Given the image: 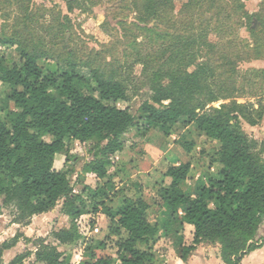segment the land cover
Returning a JSON list of instances; mask_svg holds the SVG:
<instances>
[{
    "label": "trees",
    "instance_id": "16d2710c",
    "mask_svg": "<svg viewBox=\"0 0 264 264\" xmlns=\"http://www.w3.org/2000/svg\"><path fill=\"white\" fill-rule=\"evenodd\" d=\"M3 47L19 48L18 61L0 55V84L7 87L0 88V197L3 206L16 209L14 223L28 226L33 217L52 212L64 200L61 212L70 226L55 231L53 237L68 246L83 237L82 217L105 215L107 239L89 241L80 264H154L153 246L169 235L181 263L203 242L220 244L225 264H241L264 246L256 243L264 224V158L255 152L256 139L225 114L208 108L219 100L209 86L212 69L180 70L170 75L167 85L155 74L151 101L136 113L119 107L120 102L130 101L126 87L99 70L82 74L70 60L57 61L55 71L45 70L41 64L45 55L18 39L2 35ZM177 126L192 127L198 137L219 142L212 165L221 168L216 176L211 168L207 170L204 184L190 193L183 186L191 181V160L169 165L165 177L170 186L157 185L156 197L167 214L162 225L151 220V205L142 197L141 184L135 183L131 193L121 192L116 207L110 205L118 194L112 181L96 189L86 185L87 174L109 178L130 132L155 131L169 137ZM72 142H79L91 155L81 172L77 171L80 158L70 149ZM177 144L190 157L197 141L188 130ZM57 154L66 157L62 170L54 167ZM186 225L194 228L191 245L185 243ZM22 236L18 233L0 245V263L3 253ZM109 241L114 242L115 255L99 256ZM30 254L17 255L9 264H24ZM35 257L39 264L72 262L71 255L43 240Z\"/></svg>",
    "mask_w": 264,
    "mask_h": 264
},
{
    "label": "rangeland",
    "instance_id": "374dc122",
    "mask_svg": "<svg viewBox=\"0 0 264 264\" xmlns=\"http://www.w3.org/2000/svg\"><path fill=\"white\" fill-rule=\"evenodd\" d=\"M0 35L44 54L41 64L45 70L55 71L57 61L70 60L82 74L96 69L118 80L130 100L120 102L119 107H130L136 113L151 101L155 74L167 85L170 75L180 70L194 73L210 68L209 86L219 100L208 108L225 114L256 139L255 152L264 158V0H0ZM0 50L11 60H19V48ZM0 88L5 89L1 84ZM188 130L197 141L190 157L177 144ZM126 139L124 151L117 153L110 169L120 189L114 202L121 192L131 193L135 183L141 184L154 223L162 225L166 218L156 197L155 177L166 185L163 175L169 165L191 160L193 171L186 187L190 193L204 184L207 170H219L218 165H212L219 143L198 137L192 127L177 126L169 137L155 131H132ZM70 145L80 158L77 171L81 172L91 155L78 142ZM96 179L85 175V183L93 188L99 184ZM63 201L52 212L32 218L28 225L31 238L22 239L19 248L18 255L31 253L24 264H39L35 253L40 240L71 255V264H80L89 241L107 239L108 219L103 214L91 215L79 221L80 240L59 245L53 233L70 226L61 212ZM16 214L14 207L3 206L0 197V245L28 227L14 226L19 225L13 222ZM190 229L184 232L187 245L193 242ZM113 241L98 255L114 256ZM158 249L166 254L168 250L169 257H174V237H163Z\"/></svg>",
    "mask_w": 264,
    "mask_h": 264
},
{
    "label": "crops",
    "instance_id": "0c3cea01",
    "mask_svg": "<svg viewBox=\"0 0 264 264\" xmlns=\"http://www.w3.org/2000/svg\"><path fill=\"white\" fill-rule=\"evenodd\" d=\"M4 48H9V49H11V48H18V47H4ZM3 51L2 50H0V55H4V56H6V54L5 53H2ZM7 58H9V59H12V57H9V56H6ZM14 61H18V60H15V59H13ZM2 86H4L5 87V89L4 90H2V91H6L7 90V87L5 86V85H3V84H1ZM2 89V88H1ZM159 134V133H158ZM179 139V138H178ZM217 142V141H216ZM72 143H77V142H72ZM79 143V142H78ZM219 143V142H218ZM219 145H220V143H219ZM181 151H183V150H181ZM116 158H117V156H115V158H114V162H113V165L110 167V169L112 168V167H114V164H115V160H116ZM65 161H66V157H65V155H63V154H57L56 156H55V163H54V167H55V169L56 170H62L63 168H64V166H65ZM214 165H218L219 167V169L221 168V166L219 165V164H214ZM110 169H109V178L108 179H105V180H101V179H99L96 175H94V174H91L92 176H95V178H97L96 180H97V182H99V184H98V186L97 187H95V188H93V189H96V188H98V187H101V186H103L104 184H106L107 182H108V180H110V181H112V183L115 185V180H116V178H117V176H114V177H112L111 175H110ZM168 169V168H167ZM167 171V170H166ZM211 171V170H210ZM166 173V172H165ZM165 173H164V178L166 179H164V182H168V183H166V185L164 184V186L166 187V188H168L169 186H170V184H171V180L169 179V178H167V177H165ZM152 174H154V173H152ZM211 174L212 175H214V176H216L217 175V173H215V172H212L211 171ZM156 179H155V184H156V186L158 185V184H161L160 183V181H161V179H159V178H157V177H155ZM163 179H162V181H163ZM86 185H88V184H86ZM88 186H90V185H88ZM91 187V186H90ZM187 184H185L184 186H183V188H184V190H186L187 191ZM115 192L117 193V192H119V188L118 187H116V185H115ZM79 190H77L76 189V192H78ZM118 197V195L117 196H115L114 198H117ZM121 197V196H120ZM120 197H119V199H120ZM142 197H143V193H142ZM114 198H113V202L110 204L111 206H113V207H116L117 206V204H118V201H119V199L117 200V202L115 203L114 201ZM144 198V197H143ZM144 200L146 201V202H148L145 198H144ZM60 203V202H59ZM149 203V202H148ZM150 204V203H149ZM160 205H159V207H160V209H161V203H159ZM63 205V204H62ZM151 205V204H150ZM162 210V209H161ZM61 211H62V207H61ZM163 211V210H162ZM165 213V212H164ZM43 215V214H42ZM100 215V214H99ZM165 215H166V218H167V214L165 213ZM87 216H91V215H87ZM92 216H94V215H92ZM98 216V215H97ZM35 217H37V216H35ZM165 218V219H166ZM14 226H16L17 228H20V225H16V224H14ZM186 228H191L190 230H191V232H194V228H193V226H190V225H186L185 226V229ZM11 230V229H10ZM32 229H31V227L30 226H28V227H25V228H22L21 230H20V234H22L23 236L20 238V240H19V242L15 245V246H13L12 248H10V249H8V250H6L4 253H3V257H2V263L1 264H9L20 252H19V248H20V246L23 244L22 243V239H26V240H28L29 241V238H31L30 236V234H29V232L31 231ZM18 234V233H17ZM16 234V235H17ZM264 234V224H263V226H262V228H261V236ZM15 235V236H16ZM11 236H13V235H11ZM14 236V237H15ZM170 236V235H169ZM13 237V238H14ZM3 240V239H2ZM8 239H5L4 241H3V243L4 242H9V241H7ZM161 240H162V238L153 246V248H152V252L154 253V255H155V264H225L224 262H223V260H222V258H221V246H220V244H218V243H216V244H213V243H207V242H203L202 244H200L198 247H197V249H196V251L195 252H193V254L190 256V258H189V260L186 262V263H181L180 262V260H179V258H178V255H177V251L174 249V257H169V253H168V250H167V254H166V252H161V251H159V249H158V246H159V244L161 243ZM2 243V244H3ZM191 245V244H190ZM158 249V250H157ZM4 260V261H3ZM241 264H264V246H262V247H260L259 249H257V250H255V251H253V252H251L250 254H248L247 256H245V258L243 259V261L241 262Z\"/></svg>",
    "mask_w": 264,
    "mask_h": 264
},
{
    "label": "built area",
    "instance_id": "2783aa9c",
    "mask_svg": "<svg viewBox=\"0 0 264 264\" xmlns=\"http://www.w3.org/2000/svg\"><path fill=\"white\" fill-rule=\"evenodd\" d=\"M257 245H263L264 244V234L257 240Z\"/></svg>",
    "mask_w": 264,
    "mask_h": 264
},
{
    "label": "water",
    "instance_id": "95a60500",
    "mask_svg": "<svg viewBox=\"0 0 264 264\" xmlns=\"http://www.w3.org/2000/svg\"><path fill=\"white\" fill-rule=\"evenodd\" d=\"M0 37H2V36H0Z\"/></svg>",
    "mask_w": 264,
    "mask_h": 264
}]
</instances>
